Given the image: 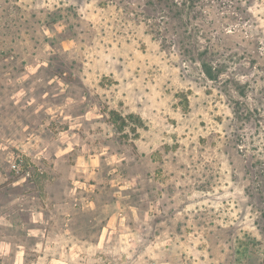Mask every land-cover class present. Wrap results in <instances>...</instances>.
Returning a JSON list of instances; mask_svg holds the SVG:
<instances>
[{"label": "rangeland", "instance_id": "374dc122", "mask_svg": "<svg viewBox=\"0 0 264 264\" xmlns=\"http://www.w3.org/2000/svg\"><path fill=\"white\" fill-rule=\"evenodd\" d=\"M264 0H0V264H264Z\"/></svg>", "mask_w": 264, "mask_h": 264}, {"label": "trees", "instance_id": "16d2710c", "mask_svg": "<svg viewBox=\"0 0 264 264\" xmlns=\"http://www.w3.org/2000/svg\"><path fill=\"white\" fill-rule=\"evenodd\" d=\"M194 3V0H192ZM253 185L249 187L252 195H256L260 201V213L261 221L259 222V227L264 234V160L261 161V165L258 169L251 170Z\"/></svg>", "mask_w": 264, "mask_h": 264}]
</instances>
